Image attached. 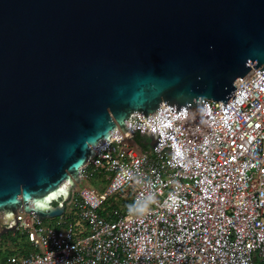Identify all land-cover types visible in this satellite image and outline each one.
Returning a JSON list of instances; mask_svg holds the SVG:
<instances>
[{"label": "water", "instance_id": "obj_1", "mask_svg": "<svg viewBox=\"0 0 264 264\" xmlns=\"http://www.w3.org/2000/svg\"><path fill=\"white\" fill-rule=\"evenodd\" d=\"M255 71L264 0H0V238L19 212L63 216L92 148L132 114L156 132L131 139L160 147L174 135L160 104L201 120L221 102L226 117Z\"/></svg>", "mask_w": 264, "mask_h": 264}, {"label": "built area", "instance_id": "obj_2", "mask_svg": "<svg viewBox=\"0 0 264 264\" xmlns=\"http://www.w3.org/2000/svg\"><path fill=\"white\" fill-rule=\"evenodd\" d=\"M204 101L211 119L170 112L174 133L143 150L135 130L156 132L134 113L127 132L93 149L55 225L19 212L32 252L0 264H264V76ZM98 174L101 189L88 183ZM112 200V201H110Z\"/></svg>", "mask_w": 264, "mask_h": 264}, {"label": "trees", "instance_id": "obj_3", "mask_svg": "<svg viewBox=\"0 0 264 264\" xmlns=\"http://www.w3.org/2000/svg\"><path fill=\"white\" fill-rule=\"evenodd\" d=\"M134 141L144 150L146 147L144 146V140L143 138H141L140 135H136L134 137ZM94 182V184H105L106 181L104 179V175L102 174H98L94 177V179L92 180ZM112 201V200H110ZM58 219H53L51 221V225H55V222L57 221ZM9 239L11 242H13L15 244V242L17 241H22V243L24 244V248L21 249L20 251H18L16 254H3L1 251H0V262L4 261L8 256H11V255H28V253L32 252V248L29 246L27 240H26V236L22 233H20L19 231H15V232H10L4 236H2L0 238L1 239Z\"/></svg>", "mask_w": 264, "mask_h": 264}, {"label": "rangeland", "instance_id": "obj_4", "mask_svg": "<svg viewBox=\"0 0 264 264\" xmlns=\"http://www.w3.org/2000/svg\"><path fill=\"white\" fill-rule=\"evenodd\" d=\"M86 182L81 183L80 185H85ZM89 185H91L92 187L101 189V185L100 184H94L93 181H90L88 183ZM51 221L52 220H45L43 223L44 225H51ZM24 244L22 243V241H17L15 242V244L13 242H11L9 239H1L0 240V251L3 254H16L18 251H20L21 249L24 248L23 246Z\"/></svg>", "mask_w": 264, "mask_h": 264}, {"label": "clouds", "instance_id": "obj_5", "mask_svg": "<svg viewBox=\"0 0 264 264\" xmlns=\"http://www.w3.org/2000/svg\"><path fill=\"white\" fill-rule=\"evenodd\" d=\"M211 47V46H210ZM247 57H251V58H253V56L252 55H249V56H247ZM255 59H259L258 57L257 58H255Z\"/></svg>", "mask_w": 264, "mask_h": 264}]
</instances>
